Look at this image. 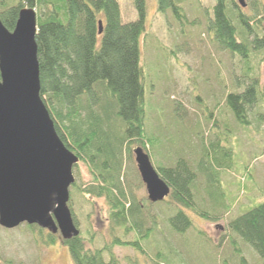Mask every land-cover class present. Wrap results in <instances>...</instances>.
I'll return each instance as SVG.
<instances>
[{
    "label": "trees",
    "instance_id": "1",
    "mask_svg": "<svg viewBox=\"0 0 264 264\" xmlns=\"http://www.w3.org/2000/svg\"><path fill=\"white\" fill-rule=\"evenodd\" d=\"M156 1L159 12L170 11L183 23L182 4L186 0ZM134 6L138 19L124 22L118 0H0V19L10 31L22 8L37 9L35 42L40 97L58 136L80 162L88 165L91 174L88 184H73V190L80 191L82 196L104 197L108 206L111 237L101 247L86 245V241L94 242V233L80 230L74 218L79 235L69 240L59 238L74 264H121L113 252L115 247H130L150 257L153 264H181L179 253L175 261L170 254L172 250L165 253L159 248L164 245L157 249L153 237L158 217L149 206L164 204L172 209L167 225L176 235L193 227L187 212L205 221H217L228 211L221 190L220 202L211 201L213 210L222 209L220 213L214 215L207 205L198 206L194 192L196 175L209 173L207 168L200 169V164L195 170L183 156L172 166H155L159 177L170 188L163 201L152 203L148 198L138 201L135 197V187L125 171L124 156L131 160L134 145L147 151L153 139L146 130L144 72L140 63L146 0H134ZM245 8L239 7L235 0H215L207 24L219 47L244 59L250 52L248 36L251 30L264 29V0H249ZM263 42L264 39H255L251 48L264 53ZM224 102L239 123L248 125L250 110L257 103L264 109V91L258 77L248 75L245 88L238 92L228 91ZM203 154L208 157V165L213 163L221 170L232 169L229 149L220 147L219 141L203 145ZM145 220L150 222L146 227ZM25 225L36 242L56 244L57 234L37 225ZM227 228L256 253L257 264H264V202L229 219ZM120 229L123 235L134 233V240H122L116 235ZM229 243L239 263L246 264L236 241L230 238ZM220 264L229 262L223 260Z\"/></svg>",
    "mask_w": 264,
    "mask_h": 264
},
{
    "label": "rangeland",
    "instance_id": "2",
    "mask_svg": "<svg viewBox=\"0 0 264 264\" xmlns=\"http://www.w3.org/2000/svg\"><path fill=\"white\" fill-rule=\"evenodd\" d=\"M118 1L122 21L138 19L134 0ZM214 4L215 0L184 1L185 19L180 23L170 11L159 12L156 0H146L140 63L144 72L145 124L153 145L145 152L154 168L172 166L182 156L195 170L199 164L200 169L207 168L209 174L200 171L194 183L198 206L207 205L214 215L220 213L222 209L213 210L211 201L216 199L219 203L222 191L228 208L217 221H205L187 212L193 227L176 235L167 225L172 209L164 204L151 205L150 211L158 217L153 241L157 249L164 245L159 248L165 253L172 250L170 254L175 261L179 253L181 264H220L223 260L240 264L229 243L233 238L246 264H257L256 253L229 231L227 223L264 202V109L257 103L249 112V124L244 125L232 115L224 96L228 91H242L248 84V75L258 77L264 91V61L261 60L264 53L251 48L255 39H264V29L251 30L246 59L232 55L219 47L209 33L207 24ZM34 10L37 14V9ZM215 141L223 149H229L231 170L218 169L213 163L208 165L203 145ZM136 147L132 148L131 160L124 156V167L135 187V197L141 201L147 198V193L134 161ZM73 175L77 186L91 181L90 169L83 162L74 166ZM72 190L73 185L69 188L68 206L78 228L94 233V242L86 241V245L101 247L111 237L104 197L82 196L80 191L72 193ZM145 221L146 227L150 222ZM116 235L125 241L135 238L132 232L123 235L121 229ZM56 236L55 245H46L36 242L25 224L11 230L0 227V264H74L67 248L60 243V234ZM113 252L121 264H153L150 257L130 247H115Z\"/></svg>",
    "mask_w": 264,
    "mask_h": 264
},
{
    "label": "water",
    "instance_id": "3",
    "mask_svg": "<svg viewBox=\"0 0 264 264\" xmlns=\"http://www.w3.org/2000/svg\"><path fill=\"white\" fill-rule=\"evenodd\" d=\"M237 3L246 7L245 0ZM37 30L33 8L19 11L12 31L0 19V227L37 225L69 240L80 233L68 206L80 160L58 136L40 97ZM133 154L148 200L163 201L170 188L148 153L138 146Z\"/></svg>",
    "mask_w": 264,
    "mask_h": 264
}]
</instances>
